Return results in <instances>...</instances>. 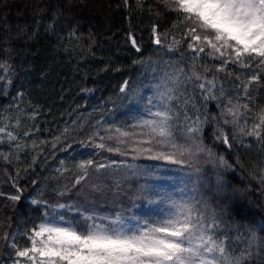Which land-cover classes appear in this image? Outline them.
Segmentation results:
<instances>
[{"label": "snow or ice", "instance_id": "snow-or-ice-1", "mask_svg": "<svg viewBox=\"0 0 264 264\" xmlns=\"http://www.w3.org/2000/svg\"><path fill=\"white\" fill-rule=\"evenodd\" d=\"M0 4V43L27 44L43 29L58 36L57 52L80 60L96 56L91 28L88 44L81 43L75 0L58 6L33 0L14 24ZM115 7L129 16L147 11L157 22L149 26L153 53L145 56L129 20L123 35L144 75L119 85L115 100L108 97L113 108L102 106L94 123L92 113L87 119L79 113L50 141L37 135L40 108L23 91L0 111L2 183L11 189L0 190V199L14 212L28 200L23 214L35 213L13 234L12 218L0 220V240L8 248L0 264H264V212L240 213L244 223L232 215L234 198L258 191L264 200V0H121ZM165 16L172 24L162 29L158 20ZM61 20L66 34L57 31ZM3 51L0 95L7 96L16 66L13 49ZM117 108L127 110V119L104 118ZM74 144L92 151L61 159L39 176L38 166L55 159L56 151H74ZM254 148L249 166L243 154ZM249 167L257 187L235 188L227 174ZM102 200L111 207H102Z\"/></svg>", "mask_w": 264, "mask_h": 264}, {"label": "trees", "instance_id": "trees-1", "mask_svg": "<svg viewBox=\"0 0 264 264\" xmlns=\"http://www.w3.org/2000/svg\"><path fill=\"white\" fill-rule=\"evenodd\" d=\"M31 2L33 0H3V4H6L7 7L2 8V10L14 24L17 12L23 11V6ZM46 2L58 6L62 5L64 0H46ZM75 3L77 7L74 11L77 18L81 20L80 31L83 33L81 43L83 45L88 44V30L91 28L96 38V44L92 48L96 53L95 57L80 60L78 54L69 56L63 51L57 52L58 36L55 33H45L43 29L35 40L28 41L27 44L18 39L11 40L10 44L7 45L0 43V58L8 55L3 51V48L10 47L13 49L11 55L16 66L13 89L7 96L0 95V111L14 103L12 97L15 96L17 89L23 91L25 100H30L33 105L40 108L37 122L41 132L37 135L49 141L58 128H63L65 123L76 120L79 113H83L85 119L88 118V113H92L91 122L94 123L95 119L99 118L98 112L102 106L109 109L113 108V104L108 102V97L111 96L115 100L119 95V85L125 79L132 77V81H135L137 77H143L144 72L141 66L133 64L137 54L123 35L129 28V20L137 39L142 38L145 56L152 54L155 47L150 39L149 26L157 21L147 11L134 10L129 16L126 8L115 7L121 3V0H75ZM147 3L154 4L155 0H147ZM44 22L47 23L48 20L45 19ZM158 23L162 29L170 28L172 17H162ZM67 30L68 25L61 20L58 23L57 31L66 34ZM14 33L15 28H13ZM2 38L3 34L0 33V40ZM76 43L75 39L71 41L73 47L76 46ZM77 53H79L78 48ZM153 58L155 59V56ZM105 64L109 65L106 71L102 70ZM116 69L120 70L117 71ZM85 73H87L86 77ZM82 87H94L96 91L91 94L83 93ZM93 108H96L97 112H93ZM122 109L117 108L114 115L106 112L104 118L115 120ZM213 111H215L214 108ZM121 117H125L124 113ZM115 122L118 123L119 120L117 119ZM30 123L25 121V126H29ZM44 129L50 131H44ZM74 149L68 153L56 151L55 159L50 157L46 166L37 167L39 176L41 178L46 177L53 168L58 167V161L61 159L70 162L72 156L79 159L81 154L87 156L92 151L75 144ZM51 151L50 146H45V155H49ZM218 151L227 155L223 147H220ZM243 158L250 166L256 161V149L244 153ZM27 159L30 160V157ZM232 159L235 157L233 156ZM138 163L152 164L154 162L140 160ZM250 171V167L247 170L238 168L235 172L229 171L227 178L237 189L243 190L251 185L255 190L257 181L251 178ZM3 179V171L0 167V190L11 191L7 184L2 183ZM100 203L102 207H111L109 201L102 200ZM5 204L8 207H3ZM261 204H264V200L261 199L258 191L254 196L244 195L234 198L232 215L237 221L244 223L246 221L241 218L240 213L261 214L264 212L260 207ZM28 206L29 201L22 200L20 204L16 205L14 212L11 202L0 199V220H6L7 217L12 218V226L8 229L10 234H13L18 226L22 229L23 224L35 215L31 212L26 215L23 214L22 210H26ZM257 219H259V215H257ZM2 231L3 229H0V234ZM19 242L24 243L23 239H19ZM7 253V245L0 240V255H7Z\"/></svg>", "mask_w": 264, "mask_h": 264}, {"label": "rangeland", "instance_id": "rangeland-1", "mask_svg": "<svg viewBox=\"0 0 264 264\" xmlns=\"http://www.w3.org/2000/svg\"><path fill=\"white\" fill-rule=\"evenodd\" d=\"M145 92H146V94H148V90H147V89H145ZM123 113H124L125 117H121V115H122ZM127 117H128L127 110H126L125 108H123L122 111H121V113H119V114L117 115L115 121H117V119H118V120H121V119H127ZM171 184H172V182H170V181L165 182V186H166V187L170 186Z\"/></svg>", "mask_w": 264, "mask_h": 264}]
</instances>
